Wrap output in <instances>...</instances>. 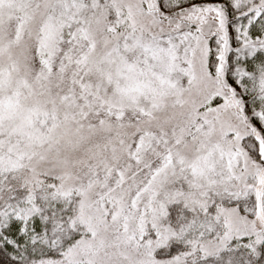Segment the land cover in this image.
I'll list each match as a JSON object with an SVG mask.
<instances>
[{
	"label": "snow or ice",
	"instance_id": "obj_1",
	"mask_svg": "<svg viewBox=\"0 0 264 264\" xmlns=\"http://www.w3.org/2000/svg\"><path fill=\"white\" fill-rule=\"evenodd\" d=\"M0 264H264V0H0Z\"/></svg>",
	"mask_w": 264,
	"mask_h": 264
}]
</instances>
